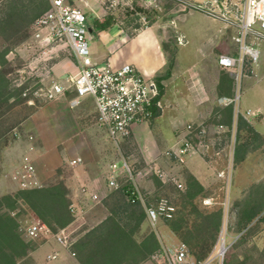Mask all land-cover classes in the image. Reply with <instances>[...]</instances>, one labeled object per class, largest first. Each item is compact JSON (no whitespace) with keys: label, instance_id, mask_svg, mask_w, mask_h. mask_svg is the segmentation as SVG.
I'll return each mask as SVG.
<instances>
[{"label":"rangeland","instance_id":"374dc122","mask_svg":"<svg viewBox=\"0 0 264 264\" xmlns=\"http://www.w3.org/2000/svg\"><path fill=\"white\" fill-rule=\"evenodd\" d=\"M45 1L0 0V51L7 50L6 58L8 63L5 68L7 69V76L11 85L22 88L21 94L14 92V95L8 101L3 100L0 102V176L6 175L21 164L27 155L28 148L32 144L35 147L39 145L42 150H45L44 146L47 147L49 158H54L57 152L62 154V152L66 151L70 154L67 157H71L72 153L88 146L91 147V150L100 148L99 160L102 164L100 167L101 171L98 173L101 175V181L104 184H108L107 173L109 164L117 160L120 157V153L103 130L97 131L99 140L90 141L88 139L84 142L83 140L58 141L53 138L54 135L50 133L48 128V125H50L49 103L52 100L46 97V93L55 82H65L67 77L77 72V61L68 47L51 44L48 46V53L44 54L42 53L44 49L40 48L32 39L31 25L35 18L34 14L44 6ZM75 4L86 12L90 20L95 17L104 20L108 14H114L116 23L113 27L123 29L131 35L142 27L156 24L161 41L167 45L168 55L173 50L178 52V47H180L179 54L183 61L187 58L185 62L197 56L201 43L205 41V36L201 29L211 23V20L205 14L184 8L177 0H77ZM11 10L21 11L22 13L19 16H15L12 21L3 20ZM185 12L191 13L184 16L179 25L186 31V39L188 41L179 46L181 40L176 27V17ZM115 33L116 31L111 32V34ZM87 38L92 55L94 56L95 51L102 53L103 44L100 41L99 33L89 32ZM105 62V60L100 61L101 64ZM186 78L182 70L178 71L177 76L167 82L165 94L168 90L170 93L174 91L184 92V95L187 94L189 83ZM165 94H163L161 99V111L163 110L164 112L157 120L159 129L155 128V119L148 123L151 128L155 129V133L151 135L154 139L147 135L148 131H144L143 137L139 139L140 141L136 140L132 133L121 143V152L130 160L136 183L144 194V202L141 201V203L145 208V212L147 206L156 204L163 196L171 197L172 200L180 202V195L177 191L178 186L173 179L176 178L183 183L187 172L193 173L187 166L188 160L180 162L174 156L166 155L167 150L179 143L183 129L178 130L174 140L168 137L175 109L165 107L168 101V97ZM253 96L254 92H246L244 89L242 102L249 99L253 100ZM92 109V113L87 118L96 125L97 112L94 111V108ZM225 116L227 117V115L223 114L220 118L213 117L208 120V123L213 126L211 134H215L214 126L220 122L223 123ZM34 120L44 129L41 134L43 139H37L34 129L29 127ZM180 121H182L181 124L183 125L184 119ZM232 122L233 118L231 123L227 125L230 127ZM187 124H185V128ZM226 134L229 136L230 133ZM30 136H33V139H30ZM243 143L247 144L240 149V159H238L236 157V146ZM232 145L230 140L226 142L225 138H222L219 147L224 148L223 154L216 159V164L214 167L211 166L212 169L208 175L201 180L193 173L205 185L209 193V197L206 198H213L212 203H205L204 200L200 201V207L206 213L221 206L223 207V218L217 239L209 255L201 261L212 259L210 264H264V222L258 221L264 211L247 227H243L240 224L241 212L249 201H264V137L249 139L247 131H239L237 123L234 160L230 170L231 184L229 190H226L222 179L217 176V172L226 169L230 160ZM144 152H151L154 157L153 161L147 162L144 159ZM67 157L66 155L62 156L61 161L59 160L60 165L56 167L52 175L43 180V184L50 185L63 181L67 187L68 185L70 186L68 188L71 199V192L74 194L73 182L80 176V172L76 170L78 165L70 164ZM206 160L208 162L210 158ZM156 167L161 168L164 173L163 177L157 175ZM124 179V177H120L119 184ZM18 189V185L14 182L12 191L7 192L0 189V194L15 193ZM111 190L112 188L109 187L107 191L110 192ZM97 201L99 199L94 200L92 194V200H86V203H84L86 211L82 215L79 213V206L74 203L78 215H74L71 212L74 219L69 225L64 227L67 234V245H62V247L67 249L70 258L78 260L77 255L74 254V242L83 233L103 220L100 210L102 206ZM73 202L75 201L71 199V203ZM17 212L20 213L19 220L22 225H28L34 220L40 219L23 201L15 208L14 213L16 214ZM196 218V214L189 215L190 226L193 225L194 221L200 220V218ZM123 223L127 224L129 231L136 227L133 237L138 242H142L151 232L156 234L160 247L162 245L175 246L180 242H184L169 228L165 219H160L154 225L149 221L147 213L145 220L139 226H137L136 217L131 220L126 219ZM25 238L30 240L26 236ZM224 238L230 246L222 261L220 257H216V254L218 243ZM49 240L55 239L41 238L31 240V246L34 249L28 257L21 259L18 264H39V261H44V259L45 261H50L46 257V252H44L43 248L46 245L45 243H47L46 241ZM184 243L186 244V242ZM186 245L189 249V259L196 263L201 262L193 254L192 248L188 244ZM195 249L198 250L199 248L195 247ZM35 251L36 253L34 254ZM54 251L60 252L58 249H54ZM59 261L60 259L51 262L55 264ZM137 264H156V262L152 259L151 254Z\"/></svg>","mask_w":264,"mask_h":264},{"label":"built area","instance_id":"2783aa9c","mask_svg":"<svg viewBox=\"0 0 264 264\" xmlns=\"http://www.w3.org/2000/svg\"><path fill=\"white\" fill-rule=\"evenodd\" d=\"M49 1L50 7L31 25L32 39L44 49L42 51L44 54L48 53L47 49L51 44L68 47L77 61V72L67 77L65 82H55L47 91L46 97L52 100L72 92L74 93L71 99L72 106L79 105L85 98H93L97 123L105 130L109 140L120 153V157L109 164L108 185L111 188H118L119 178L124 177L131 184L130 200L144 202V194L136 183L132 164L121 152V143L133 133L135 126L149 123L155 118L154 107L162 109L161 99L156 101L160 94L158 82L155 77L145 74L134 64L125 63L116 67L95 60L87 38L91 31L86 12L75 4V0ZM177 1L184 8L199 11L231 30V38L237 46V53L220 54L218 63L232 74L236 88L232 96L218 98L219 104L233 107V122L230 127L218 123L214 126L215 134H211L213 126L208 122L188 123L179 143L167 150L166 155L174 156L180 162L200 155L205 159L210 158L208 162L214 167L216 159L224 151V148L219 147L221 139L225 138L226 142L230 140L233 145L229 163L226 169L217 172L226 190H229L239 116L243 115L247 119L258 115V112L252 109L243 111L241 98L243 77L259 62L261 56L260 45L264 42V0ZM226 133H230L229 136ZM30 139H33V136H30ZM33 148L32 144L30 149ZM81 161L82 158L77 157L72 159L70 164L75 165ZM155 171L157 175L163 177L161 168L156 167ZM5 176L15 182L19 189L40 188L44 185L38 177L33 158L28 154L21 164ZM173 181L179 188H184L180 180L174 178ZM93 199H99L98 195L93 194ZM212 200L213 198H206L204 202L212 203ZM70 210L74 215H78L74 203H71ZM174 211L175 206L167 197H161L156 204L146 207L147 217L154 225L160 219L171 218ZM21 231L30 240L54 238L61 245H67L65 228L55 232L40 219L28 225L21 224ZM229 246L225 238L220 240L216 257L223 261ZM57 257V252L48 255L49 259ZM189 257V249L184 242L175 246L162 245L152 254L156 264H210L212 261L209 259L196 263Z\"/></svg>","mask_w":264,"mask_h":264},{"label":"crops","instance_id":"0c3cea01","mask_svg":"<svg viewBox=\"0 0 264 264\" xmlns=\"http://www.w3.org/2000/svg\"><path fill=\"white\" fill-rule=\"evenodd\" d=\"M77 2V0H75ZM191 12H185L177 16L176 27L178 29L180 44L186 43V31H184L179 22L184 16ZM206 16V15H205ZM211 20V23L206 27H203L202 33L205 36V41L201 43L198 49L197 56L188 62L183 61L179 48L176 56V63L171 75L163 80L165 86L168 85V81L174 79L177 76L178 71L182 70L184 76L188 79L189 87L187 94L184 92H168L164 94L168 97V101L165 107H171L175 109L174 119L170 125L168 137L174 140L178 130H182V136L185 133V124L189 122H208L211 118H220L223 114L225 116L224 121L228 120L229 109L231 105L224 106L219 104L218 98L221 96H232L235 92V80L232 74L223 69L219 63L218 58L222 53L236 54L237 46L232 41L231 30L227 29L223 23L215 20L209 16H206ZM112 27L108 31L100 32V41L102 42L103 51L94 52V58L98 62L105 60L106 63H110L113 66H121L125 63H131L137 66L142 72L149 76L162 75L166 70L167 55L162 49L161 36L156 24L142 27L134 34H129L123 29H113ZM112 31H116L115 34H111ZM101 35H103L101 37ZM186 39V41H184ZM261 56L257 64H255L248 74L243 77L242 80V93L244 89L246 92H254L253 100H247L242 102L241 109H252L258 112L257 116H251L247 120L254 126L258 133L264 137V42L260 45ZM189 60V59H188ZM185 62V63H184ZM192 62V63H191ZM180 69V70H179ZM263 82V83H262ZM196 84V86L194 85ZM245 85V86H244ZM74 93L67 92L66 95L52 99L49 103L50 116L48 128L50 133L54 135V139L58 141H84L88 139L93 141L99 140L98 130H105L97 123L96 125L91 122L87 117L94 111H96L93 98L88 97L82 100L77 106H72L71 99ZM165 96V97H166ZM172 97V98H171ZM92 107V108H91ZM164 107V108H165ZM163 108V109H164ZM161 114L155 117V128L159 129L157 120L163 115ZM233 118V113H232ZM183 125L181 124L183 120ZM221 123V122H220ZM181 124V125H180ZM30 129L36 133L37 139L41 138L43 128L34 120L30 125ZM177 128V130H176ZM46 129V128H45ZM152 130V131H151ZM144 131H148L147 135L151 137L155 133V129L151 128L148 123L137 125L134 127L133 135L136 140L140 141ZM106 133V132H105ZM96 136V137H95ZM42 150L40 146L33 149L28 148L26 154L31 155L36 167L38 177L43 183L48 176L55 172L56 167L60 165L62 156H70L68 152L55 153L54 158H49L48 149L45 147ZM97 148V147H96ZM100 148L97 150H91V147H86L80 151H76L71 154V157H67L68 162L74 158L81 157L82 161L77 163V171L80 172V176L73 182V192H71V199L75 201L73 203L79 206V213H85L86 200H92V194H97L99 197V204H101V218L105 219L109 214L107 207L104 204V199L108 194V184L103 183L100 179L101 175L98 173L101 171ZM144 159L149 162L153 161L154 157L150 152H144ZM47 165V166H44ZM187 166L191 171L202 180L211 171L212 167L209 166L207 160L200 156L195 155L190 157L187 162ZM14 182L8 177L0 176V189L7 192L12 191V184ZM68 187H70L68 185ZM11 188V190H10ZM86 199V200H85ZM46 245L43 246L46 257L49 254L54 253V249L59 256L56 259H50V261H39V264H54L53 260L60 259L55 264H81L76 258H70L66 248L62 247L56 240L46 241ZM61 245V246H60ZM42 251V250H41ZM36 251L34 252V254ZM45 257V256H44Z\"/></svg>","mask_w":264,"mask_h":264},{"label":"trees","instance_id":"16d2710c","mask_svg":"<svg viewBox=\"0 0 264 264\" xmlns=\"http://www.w3.org/2000/svg\"><path fill=\"white\" fill-rule=\"evenodd\" d=\"M49 7L50 1L46 0L44 6L34 14L35 18L32 23ZM21 13V11L11 10L3 20L12 21ZM115 19L114 14H108L104 20L98 17L90 20L88 17L90 31L92 33L108 31L115 25ZM162 49L167 55V65L165 72L155 77L160 89L156 101L162 99L165 92L163 80L171 75L177 56L175 50L168 55L165 42H162ZM6 55L7 50L0 51V102L8 101L14 92L22 93V88L13 87L7 76L5 67L8 59ZM232 113L233 107L231 106L228 120L223 123H231ZM160 114L161 109L154 107V117ZM238 128L239 131L246 130L249 139L262 137L243 115L239 116ZM246 144L236 146L238 159H240V149ZM183 184L184 188L177 187L180 202L163 196L175 206L173 216L165 220L169 228L192 248L193 254L196 255L198 261H201L209 255L217 239L223 218V207L208 213L200 207L199 202L209 197V193L205 185L193 173L187 172ZM130 186L131 184L124 179L118 188H112L104 199L109 212L107 217L74 242V254L77 255L81 264H137L160 248L159 240L154 232L149 233L142 242H138L133 237L136 227L129 231L127 224L123 223L126 219L131 220L136 217L137 226H139L146 218L145 208L141 201L130 200ZM21 201L55 232L69 225L74 219L70 210V191L63 181L43 185L40 188L18 189L15 193L0 194V264H18L34 249L31 246L32 241L27 240L21 231L20 213L13 214ZM263 211L264 201H249L241 212L240 224L247 227ZM190 214H196V219L200 218L193 222V228L189 224ZM258 221L264 222V214L259 217ZM195 247L199 249L196 250Z\"/></svg>","mask_w":264,"mask_h":264}]
</instances>
